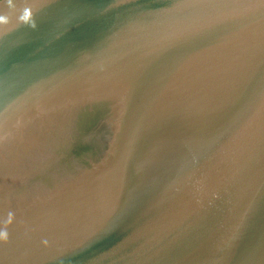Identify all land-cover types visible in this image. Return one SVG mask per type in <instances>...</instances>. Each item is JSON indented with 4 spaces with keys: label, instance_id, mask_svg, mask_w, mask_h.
Here are the masks:
<instances>
[{
    "label": "water",
    "instance_id": "95a60500",
    "mask_svg": "<svg viewBox=\"0 0 264 264\" xmlns=\"http://www.w3.org/2000/svg\"><path fill=\"white\" fill-rule=\"evenodd\" d=\"M0 264H264V0H1Z\"/></svg>",
    "mask_w": 264,
    "mask_h": 264
},
{
    "label": "trees",
    "instance_id": "16d2710c",
    "mask_svg": "<svg viewBox=\"0 0 264 264\" xmlns=\"http://www.w3.org/2000/svg\"><path fill=\"white\" fill-rule=\"evenodd\" d=\"M1 1V0H0Z\"/></svg>",
    "mask_w": 264,
    "mask_h": 264
}]
</instances>
